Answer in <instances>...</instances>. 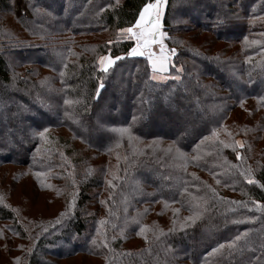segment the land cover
<instances>
[{"label": "trees", "instance_id": "16d2710c", "mask_svg": "<svg viewBox=\"0 0 264 264\" xmlns=\"http://www.w3.org/2000/svg\"><path fill=\"white\" fill-rule=\"evenodd\" d=\"M151 1L0 0V264H264V0H166L164 80Z\"/></svg>", "mask_w": 264, "mask_h": 264}, {"label": "snow or ice", "instance_id": "6c2138e0", "mask_svg": "<svg viewBox=\"0 0 264 264\" xmlns=\"http://www.w3.org/2000/svg\"><path fill=\"white\" fill-rule=\"evenodd\" d=\"M165 4H166V0H155V2L144 4L142 10L139 13V18L135 22V25L133 27L120 30L121 33L130 34L128 38L134 39L136 41V46L132 48L127 53V55L147 56L154 72L156 70L163 72L166 70L167 67V56L165 55L163 41L158 39L159 37L167 35V33H163L161 31L162 28L161 18L163 15V9ZM218 23L223 24L226 23V21L219 20ZM157 42L160 43V55H155L151 51V45ZM171 52L175 54L176 50L172 49ZM121 59L122 57L120 56L115 57V60H121ZM105 61H108V64H111L113 63V59L110 56L100 58L101 64L104 65V70H107V65H105ZM152 78L156 79V76H153ZM100 87H103V85L101 84ZM128 131H129L128 129H121V132L124 133ZM47 132L48 129L44 128L43 131H39L35 133V135L43 139ZM221 143L223 142L221 141ZM235 143L240 144V147H244V145L241 144L239 141H236ZM225 147H233V145L225 144ZM236 155L239 158L240 153L237 152ZM248 182L253 183L254 181L249 180ZM187 219L192 220L194 222L195 217H188ZM240 239H241L240 236L236 237V240H240ZM93 243L95 244V240H93ZM220 247L223 248L224 246L221 245ZM229 247L232 248L233 245H229ZM213 251L216 250L214 249Z\"/></svg>", "mask_w": 264, "mask_h": 264}, {"label": "rangeland", "instance_id": "374dc122", "mask_svg": "<svg viewBox=\"0 0 264 264\" xmlns=\"http://www.w3.org/2000/svg\"><path fill=\"white\" fill-rule=\"evenodd\" d=\"M151 2H155V0H153ZM148 3H150V2H148ZM9 18H11L10 20H12L13 17L12 16H9ZM12 23H16V20L15 21H12ZM161 31L164 33V30L162 28H161ZM126 35L129 36L130 34H126ZM158 39L163 41V45H164V49H165V55L167 56V67H166V70L163 71V72H161L159 70H156L154 72L153 69H152V77L153 76H156V80H164V79L167 78L166 72H167V68H168V65H169L170 56L172 55V52L167 48V46L165 44V41H164L165 40V36L159 37ZM132 40L134 41V45H133L132 48H134L136 46V41L134 39H132ZM151 51L155 55H160V43L159 42L153 43L151 45ZM105 63L108 64V61H105ZM8 104L13 105L12 102H10ZM20 134H22V133H19V132H16V131H12L11 133L8 132L5 135V137H6L5 139L8 140V141H10V140L13 141L15 139L22 141L21 140L22 139L21 138L22 136H20ZM15 186L18 187L20 190L21 189L24 190L27 193V195H25V196H27L29 198L27 200V203L32 206V209L31 210H35L36 209L42 216H45V217L51 216V215H53L55 213V211L57 210V208L60 207L59 200L52 202L51 201V196H49L47 193L44 194V195L36 193L37 194L36 197L33 198L32 195L30 194V187H32V185H30V181L29 180L28 181H24V182H21L20 181ZM16 194H17V196L21 195L19 192H17ZM16 194H15V197H16ZM133 243H134V239H131L129 241V245L131 246ZM77 259H79V257H77V258H73V257L66 258V259H63V260H59L57 262V264H80L79 263L80 261L77 260ZM88 259H89V263L95 264V262H96L95 259H93V258H88Z\"/></svg>", "mask_w": 264, "mask_h": 264}]
</instances>
